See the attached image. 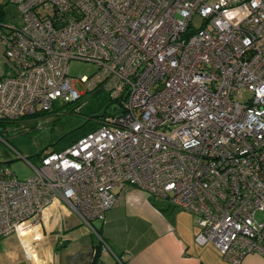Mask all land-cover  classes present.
Returning a JSON list of instances; mask_svg holds the SVG:
<instances>
[{
	"label": "built area",
	"instance_id": "1",
	"mask_svg": "<svg viewBox=\"0 0 264 264\" xmlns=\"http://www.w3.org/2000/svg\"><path fill=\"white\" fill-rule=\"evenodd\" d=\"M9 1L23 21L0 25V120L59 98L80 113L72 60L96 65L79 82L118 107L25 159L26 178L0 165V236L39 238L54 202L93 229L131 186L190 212L225 264L264 255V0Z\"/></svg>",
	"mask_w": 264,
	"mask_h": 264
},
{
	"label": "crops",
	"instance_id": "2",
	"mask_svg": "<svg viewBox=\"0 0 264 264\" xmlns=\"http://www.w3.org/2000/svg\"><path fill=\"white\" fill-rule=\"evenodd\" d=\"M7 70L0 46V76ZM194 218L131 186L93 229L54 202L43 214L39 238L0 236V264H121L120 257L122 264H225L212 245L195 241ZM242 264H264V255L247 254Z\"/></svg>",
	"mask_w": 264,
	"mask_h": 264
},
{
	"label": "rangeland",
	"instance_id": "3",
	"mask_svg": "<svg viewBox=\"0 0 264 264\" xmlns=\"http://www.w3.org/2000/svg\"><path fill=\"white\" fill-rule=\"evenodd\" d=\"M0 3L4 9V23L20 25L23 18L18 7L9 0H0ZM194 20L196 24L200 23L199 18ZM96 70L95 64L80 60H72L68 65L73 85L82 90L80 100L85 101L79 114L70 112L75 103H65L59 98L49 111L0 123V165L9 167L18 178H26L32 174V168L26 160L39 164L38 154L61 148L70 140V134L87 120L116 111L118 105L110 100L104 85L86 91L79 82V76H90ZM7 73L10 74L11 70L8 69ZM255 217L264 219V213L257 212Z\"/></svg>",
	"mask_w": 264,
	"mask_h": 264
},
{
	"label": "trees",
	"instance_id": "4",
	"mask_svg": "<svg viewBox=\"0 0 264 264\" xmlns=\"http://www.w3.org/2000/svg\"><path fill=\"white\" fill-rule=\"evenodd\" d=\"M4 24V9H3V5L0 3V25ZM111 100V99H110ZM112 101V100H111ZM81 112V111H80ZM40 113V112H39ZM38 113L34 114L37 115ZM79 114V113H78ZM31 115V116H34ZM99 116H93L91 119L87 120L84 125H82L81 127H79L78 129H76L75 131H73L70 134V140L66 142V144H64L61 148L56 149V150H60L65 148L66 146L70 145L71 143L75 142L78 138H80L82 135L86 134L89 131H92L94 128L97 127L98 125V120H96V118H98ZM24 118V117H23ZM5 122H11V121H3L0 120V123H5ZM52 151V150H50ZM50 151H42V153L38 154L39 157L43 154V153H47Z\"/></svg>",
	"mask_w": 264,
	"mask_h": 264
}]
</instances>
